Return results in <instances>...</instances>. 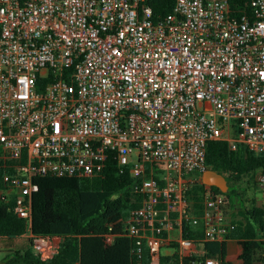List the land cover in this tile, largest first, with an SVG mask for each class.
I'll return each instance as SVG.
<instances>
[{
  "label": "built area",
  "instance_id": "1",
  "mask_svg": "<svg viewBox=\"0 0 264 264\" xmlns=\"http://www.w3.org/2000/svg\"><path fill=\"white\" fill-rule=\"evenodd\" d=\"M150 1L0 0V170L12 171L15 212L32 219L36 176H90L114 151L139 180L140 205L123 219L138 256L223 264L204 243L236 227L224 196L205 192L198 213L187 193L210 141L264 151V0L241 13L176 0L159 18ZM256 179L264 194V167ZM183 220L203 237H185ZM31 236L42 258L55 255L61 236Z\"/></svg>",
  "mask_w": 264,
  "mask_h": 264
},
{
  "label": "trees",
  "instance_id": "2",
  "mask_svg": "<svg viewBox=\"0 0 264 264\" xmlns=\"http://www.w3.org/2000/svg\"><path fill=\"white\" fill-rule=\"evenodd\" d=\"M228 1L234 13H241L249 0ZM150 2L155 18H159L174 12L176 0ZM263 167L264 151L256 153L242 143L233 149L223 139L209 142L207 169L223 173L229 190L224 192L199 179L192 183L187 197L199 213L205 192L222 194L236 227L224 241H206L205 255L219 257L223 264L264 263V202L259 203L257 197L248 202L243 198L246 188H235L242 181L257 188V172ZM12 176L9 168H1L0 255L5 254L0 256V264H150L148 250L139 257L134 239L124 230L123 219L142 199L136 191L139 180L129 165L118 162L114 151L102 162L98 173L90 176H36L39 189L32 197V219L14 210ZM109 232L114 234L110 243L106 241ZM183 232L188 238L203 237L202 225L187 220H183ZM31 235L61 236L55 255L42 258L33 247ZM198 259L194 255L181 260L173 253L164 255L162 264H198L194 262Z\"/></svg>",
  "mask_w": 264,
  "mask_h": 264
},
{
  "label": "water",
  "instance_id": "3",
  "mask_svg": "<svg viewBox=\"0 0 264 264\" xmlns=\"http://www.w3.org/2000/svg\"><path fill=\"white\" fill-rule=\"evenodd\" d=\"M201 180L207 185L218 186L224 192L229 190V183L226 176L216 170L206 169L202 173Z\"/></svg>",
  "mask_w": 264,
  "mask_h": 264
},
{
  "label": "rangeland",
  "instance_id": "4",
  "mask_svg": "<svg viewBox=\"0 0 264 264\" xmlns=\"http://www.w3.org/2000/svg\"><path fill=\"white\" fill-rule=\"evenodd\" d=\"M239 191L243 188H246V193H244L243 198L248 199V202H251L254 198L259 201V203L264 202V194L262 193L261 187L258 185L257 188L256 186L251 187V184H247L245 181L243 182H238L237 185L235 186ZM256 194V195H255ZM190 200V199H189ZM228 214L230 215V210L228 208ZM5 252H3L0 256H4ZM255 264H262V262L256 261Z\"/></svg>",
  "mask_w": 264,
  "mask_h": 264
},
{
  "label": "crops",
  "instance_id": "5",
  "mask_svg": "<svg viewBox=\"0 0 264 264\" xmlns=\"http://www.w3.org/2000/svg\"><path fill=\"white\" fill-rule=\"evenodd\" d=\"M229 216H230V218H232V217H231V214H230ZM258 262H262V261H258ZM255 263H256V262H255ZM262 264H264V263L262 262Z\"/></svg>",
  "mask_w": 264,
  "mask_h": 264
}]
</instances>
